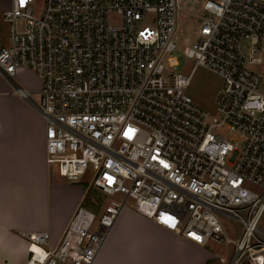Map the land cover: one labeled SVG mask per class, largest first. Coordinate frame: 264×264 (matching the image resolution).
Returning <instances> with one entry per match:
<instances>
[{"label": "built area", "instance_id": "built-area-1", "mask_svg": "<svg viewBox=\"0 0 264 264\" xmlns=\"http://www.w3.org/2000/svg\"><path fill=\"white\" fill-rule=\"evenodd\" d=\"M178 3L11 0L3 12L0 73L40 80L47 164L70 184L89 178L82 200L107 199L97 213L79 205L55 247L25 234L28 264H93L123 210L201 247L232 245L230 264H264V84L251 69L264 66V0H201L188 75L170 72ZM197 67L221 80L217 116L186 95Z\"/></svg>", "mask_w": 264, "mask_h": 264}, {"label": "crops", "instance_id": "crops-1", "mask_svg": "<svg viewBox=\"0 0 264 264\" xmlns=\"http://www.w3.org/2000/svg\"><path fill=\"white\" fill-rule=\"evenodd\" d=\"M10 4L0 3V12ZM40 85L27 68H19L14 78L0 73V264H28L27 233L47 232L49 246L55 247L84 197L81 188L59 183L46 162L45 122L36 107ZM17 89L27 92L29 100L19 97ZM121 220L140 231L126 251L128 264L211 263L205 246L128 211L118 216L93 264H110Z\"/></svg>", "mask_w": 264, "mask_h": 264}, {"label": "rangeland", "instance_id": "rangeland-1", "mask_svg": "<svg viewBox=\"0 0 264 264\" xmlns=\"http://www.w3.org/2000/svg\"><path fill=\"white\" fill-rule=\"evenodd\" d=\"M2 5H7L8 0H0ZM201 0H179V10L177 17V50L174 51L171 56L176 57L178 60V66L171 70L172 73H180L188 75L193 68V62L184 58V50L188 48L194 41L197 40V30L199 26L198 17L204 15L200 10ZM34 14L38 16L42 9V4L35 2L30 5ZM116 17L112 15L111 22H116ZM17 25L20 22L16 23ZM8 27L9 25L4 23L2 20V13L0 12V43L3 46H7V37H8ZM253 71L257 73L260 77L262 84H264V66L262 67H251ZM221 85V80L216 75L206 71L201 67H197L191 76L190 83L186 89V95L192 100V103L200 108L201 110L207 112L210 116H217L214 105V97ZM261 92L264 94V88L261 89ZM226 134V133H223ZM227 138L236 137V134L227 133ZM53 170L54 175L57 177L59 183H64L66 185L68 182L64 178L58 176L56 165L50 166ZM70 184V183H68ZM84 190L89 185V178H82L76 184H70ZM102 201V207L107 202L106 198L101 197V195L95 191L91 190L87 196L86 200H82L80 206L88 211L96 212L94 202ZM128 212L123 210L121 213ZM97 218L99 217L96 214ZM227 236L231 240L236 239L235 229L239 230L238 225L233 224L231 221L221 218ZM116 223V222H115ZM139 228L133 223H128L127 221L121 220L117 227V251L115 254H111L110 264H128V256H126L127 249L131 248L134 245L136 240V234L139 235ZM148 235H151V232H148ZM205 251L209 254L211 258L210 264H230V261L233 257V246L229 245L225 247L223 244H217L214 242H208L204 247ZM132 249V248H131Z\"/></svg>", "mask_w": 264, "mask_h": 264}, {"label": "snow or ice", "instance_id": "snow-or-ice-1", "mask_svg": "<svg viewBox=\"0 0 264 264\" xmlns=\"http://www.w3.org/2000/svg\"><path fill=\"white\" fill-rule=\"evenodd\" d=\"M21 3L23 4V0H21Z\"/></svg>", "mask_w": 264, "mask_h": 264}]
</instances>
